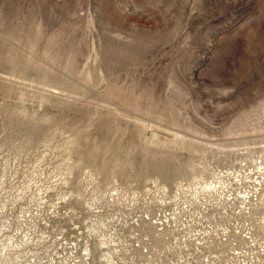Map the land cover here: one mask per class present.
<instances>
[{"label":"rangeland","instance_id":"obj_1","mask_svg":"<svg viewBox=\"0 0 264 264\" xmlns=\"http://www.w3.org/2000/svg\"><path fill=\"white\" fill-rule=\"evenodd\" d=\"M0 264H264V0H0Z\"/></svg>","mask_w":264,"mask_h":264}]
</instances>
